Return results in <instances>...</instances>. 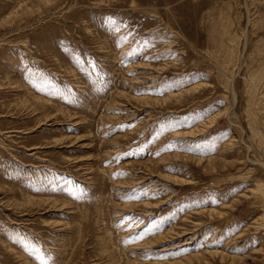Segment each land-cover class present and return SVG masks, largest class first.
Wrapping results in <instances>:
<instances>
[{
  "label": "rangeland",
  "instance_id": "obj_1",
  "mask_svg": "<svg viewBox=\"0 0 264 264\" xmlns=\"http://www.w3.org/2000/svg\"><path fill=\"white\" fill-rule=\"evenodd\" d=\"M0 264H264V0H0Z\"/></svg>",
  "mask_w": 264,
  "mask_h": 264
},
{
  "label": "bare ground",
  "instance_id": "obj_2",
  "mask_svg": "<svg viewBox=\"0 0 264 264\" xmlns=\"http://www.w3.org/2000/svg\"><path fill=\"white\" fill-rule=\"evenodd\" d=\"M255 77H256V75L254 76V74L251 77V84H253V85H254V82H255V80L257 78V77L255 78ZM197 87H198L197 85L196 86L193 85L190 88L186 89L185 91L195 90ZM230 88H231V95H232V103H231L232 105H231V107L228 110V116H229V118L231 120V115L232 114H235L236 115V113H235V111L233 109L234 108V105H235V93H234V89H233L232 85H230ZM181 92L180 91L179 92H176V93L169 92L168 95L164 96V100H166V99H168V98H170L172 96H175L177 94H180ZM219 114H220V112L217 113L215 116L208 117L205 121H200L198 124L192 126L191 128H189L187 130H184L182 132L179 131L177 133H179V134L180 133L181 134H195L198 131H201L202 129H205L210 123H213Z\"/></svg>",
  "mask_w": 264,
  "mask_h": 264
}]
</instances>
